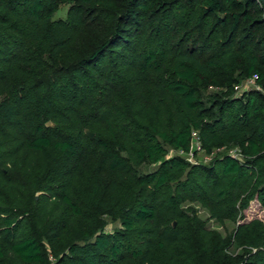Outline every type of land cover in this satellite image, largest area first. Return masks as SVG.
Segmentation results:
<instances>
[{"label":"trees","instance_id":"1","mask_svg":"<svg viewBox=\"0 0 264 264\" xmlns=\"http://www.w3.org/2000/svg\"><path fill=\"white\" fill-rule=\"evenodd\" d=\"M253 200L261 0H0V264H264Z\"/></svg>","mask_w":264,"mask_h":264},{"label":"rangeland","instance_id":"2","mask_svg":"<svg viewBox=\"0 0 264 264\" xmlns=\"http://www.w3.org/2000/svg\"><path fill=\"white\" fill-rule=\"evenodd\" d=\"M70 5L69 4H63L60 9L57 11L55 14V19H64L67 16L68 10H69ZM252 88H257L259 89L260 87L256 84L255 81H248L246 80L245 82H242L239 86L238 92L241 93L245 90L252 89ZM214 89H211L213 91ZM193 149V152L191 154H182L180 151H175L173 149H169V154H178L185 156L188 161H190L193 164L197 163H204L208 164L211 159L217 154L218 151H215L213 154H207L205 151L201 150L198 151ZM237 148H232L229 149L227 152L231 154H236L237 153ZM221 152V151H220ZM154 166H144L142 167L143 171H149L153 168ZM253 218H260L264 221V206H262L257 200H253L250 203V206L245 210V221L251 220ZM119 223L118 222H109V229H112L116 227Z\"/></svg>","mask_w":264,"mask_h":264},{"label":"built area","instance_id":"3","mask_svg":"<svg viewBox=\"0 0 264 264\" xmlns=\"http://www.w3.org/2000/svg\"><path fill=\"white\" fill-rule=\"evenodd\" d=\"M255 78H256V75L252 79H249L248 81H255ZM192 135H193V149L201 151L202 149H201V144H200V141H199V138H198V135H197V131L193 130L192 131ZM180 152L182 154H188V155L192 153V152L184 153L182 150H180Z\"/></svg>","mask_w":264,"mask_h":264},{"label":"water","instance_id":"4","mask_svg":"<svg viewBox=\"0 0 264 264\" xmlns=\"http://www.w3.org/2000/svg\"><path fill=\"white\" fill-rule=\"evenodd\" d=\"M261 2H262V5H263V7H264V0H261ZM86 133H87V135H88L90 138L94 136L93 132H91L90 130H86Z\"/></svg>","mask_w":264,"mask_h":264}]
</instances>
